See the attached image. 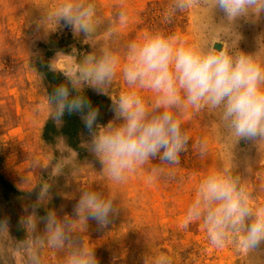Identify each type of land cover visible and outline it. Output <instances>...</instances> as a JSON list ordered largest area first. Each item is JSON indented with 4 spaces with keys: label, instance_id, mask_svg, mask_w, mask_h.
<instances>
[{
    "label": "rangeland",
    "instance_id": "374dc122",
    "mask_svg": "<svg viewBox=\"0 0 264 264\" xmlns=\"http://www.w3.org/2000/svg\"><path fill=\"white\" fill-rule=\"evenodd\" d=\"M172 4L173 0H0V264H71L74 256L86 251L98 264H146L157 257L168 258L170 264H264V246L244 255L231 243L213 247L200 222L181 227L201 179L229 159L253 202L264 206V143L229 145L207 109H189L180 117L190 137L188 151L178 165H165L154 180L149 179L151 165L122 183L108 179L99 158L88 149L89 134L83 136L82 155L64 138L52 144L43 137L54 106L36 63L75 74L87 57H99L103 51L123 53L129 41L157 30L188 43L219 33L221 40L239 38L245 52L258 48L264 55V15L256 22L240 20L238 35H231L233 30L213 13L201 8L173 13ZM89 8L87 34L58 17L63 9L76 15ZM166 13L172 15L170 22ZM48 52L52 54L46 57ZM124 87L118 75L111 95L118 96ZM140 94L152 96L147 91ZM112 119L111 104L100 124ZM84 192L114 198L115 211L107 226L101 228L76 211ZM46 217H51V226ZM57 228L63 240L54 244Z\"/></svg>",
    "mask_w": 264,
    "mask_h": 264
},
{
    "label": "clouds",
    "instance_id": "9594fccd",
    "mask_svg": "<svg viewBox=\"0 0 264 264\" xmlns=\"http://www.w3.org/2000/svg\"><path fill=\"white\" fill-rule=\"evenodd\" d=\"M192 8L213 13L233 30L231 35H238L235 29L240 20L256 22L264 15V0H173V13ZM90 12V8L83 9L73 15L71 9H63L58 17L87 34ZM120 19L126 20L124 12ZM171 19L166 13L165 20ZM118 75L125 87L113 96L111 87ZM65 76L67 83L57 86L49 97L54 106L49 115L58 125L65 113L79 115L90 136L89 151L115 183L147 165H151L150 180L163 174L165 165H178L189 148L190 137L180 119L189 109H207L215 115L223 139L231 146L241 141L264 143V55L258 48L243 51L239 38L221 40L214 33L210 40L188 43L162 30L146 31L129 41L123 53L103 51L99 57L89 56L80 71ZM86 88L110 97L114 119L98 123L100 110L85 95ZM144 91L151 98L140 94ZM204 147L201 144V154ZM234 168L229 159L204 175L181 227L200 222L213 247L222 249L231 243L249 255L264 246V206L253 202ZM113 200L84 192L76 211L103 228L115 211ZM45 219L51 226V217ZM62 240L57 228L52 241L59 244ZM71 264H98V260L86 251L74 256ZM146 264L170 262L157 257Z\"/></svg>",
    "mask_w": 264,
    "mask_h": 264
},
{
    "label": "trees",
    "instance_id": "16d2710c",
    "mask_svg": "<svg viewBox=\"0 0 264 264\" xmlns=\"http://www.w3.org/2000/svg\"><path fill=\"white\" fill-rule=\"evenodd\" d=\"M52 53L48 52L46 57ZM39 72L45 77L46 84L48 86V92L51 96L57 86L62 83H67L65 74L61 71L53 70L46 62V64L36 63ZM85 95L90 99L94 107H98L100 110V117L98 123L103 122L109 114L112 101L106 96L97 94L91 89H85ZM89 134L77 114L68 115L65 113L63 117V123L57 124L55 120L50 118L44 127L43 137L48 143H55L57 139L64 138L67 145L73 150L82 155L84 147L81 145L83 136Z\"/></svg>",
    "mask_w": 264,
    "mask_h": 264
},
{
    "label": "water",
    "instance_id": "95a60500",
    "mask_svg": "<svg viewBox=\"0 0 264 264\" xmlns=\"http://www.w3.org/2000/svg\"><path fill=\"white\" fill-rule=\"evenodd\" d=\"M216 47L219 49L221 47V45L220 44H217Z\"/></svg>",
    "mask_w": 264,
    "mask_h": 264
}]
</instances>
